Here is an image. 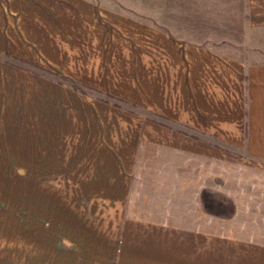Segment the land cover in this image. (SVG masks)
I'll return each instance as SVG.
<instances>
[{
	"label": "crops",
	"instance_id": "crops-1",
	"mask_svg": "<svg viewBox=\"0 0 264 264\" xmlns=\"http://www.w3.org/2000/svg\"><path fill=\"white\" fill-rule=\"evenodd\" d=\"M61 127L60 144L76 146L63 157L76 160V190L116 192L122 212L59 219L67 247L55 264L198 263V247L181 261L161 234L264 252V0H141L139 15L0 0V174L6 161L47 174L38 161L49 166ZM12 251V264H54L52 249Z\"/></svg>",
	"mask_w": 264,
	"mask_h": 264
},
{
	"label": "rangeland",
	"instance_id": "rangeland-1",
	"mask_svg": "<svg viewBox=\"0 0 264 264\" xmlns=\"http://www.w3.org/2000/svg\"><path fill=\"white\" fill-rule=\"evenodd\" d=\"M100 4L128 10L139 15L141 0H92ZM37 73L47 77L45 71L36 69ZM54 75V74H53ZM52 77V76H51ZM54 82H63L62 77H53ZM60 78V79H59ZM58 80V81H57ZM55 83V84H56ZM58 85V84H57ZM88 97L91 99H106L114 105H118L116 101L101 95L96 91L87 90ZM91 102V101H90ZM89 102V103H90ZM121 104V103H120ZM68 109H75L73 101L68 102ZM123 107L130 108L127 106ZM64 114L57 116L65 122L71 117ZM61 123L60 120L57 121ZM58 130V131H57ZM65 127L54 129V141L59 142L53 145V159L47 161L49 166L45 167V162L42 167H38V172L46 170L47 174L28 176L25 174V169H12V162L6 161V174H0V264H12L14 257L12 249L20 247L21 259H28V249L31 248L33 253H39L42 249H52L50 259H58V249L67 247L66 242L60 240L58 226L59 219H120L122 207L117 206V193L110 192H94V191H77V166L76 160H66V150L69 147V152L76 150L74 144H60L62 134ZM63 149L65 152H63ZM20 159L25 158L22 153ZM86 161L85 163L87 164ZM92 162V161H90ZM71 164L72 167H68ZM18 170H17V169ZM17 170L21 175L8 174ZM92 169H90L91 171ZM82 181L83 183H86ZM90 177L88 179V182ZM83 187V186H79ZM111 194V196H109ZM20 219V220H17ZM28 219H33L31 227H29ZM51 219L47 225L49 232L53 234L49 239L42 236L40 228L44 226V220ZM20 224H19V223ZM57 222H59L57 224ZM60 225V224H59ZM76 225V224H75ZM81 226V225H80ZM20 230V234L14 239L13 231ZM32 232L33 236H29ZM37 235V236H35ZM19 237V239H18ZM159 246L171 248L175 252V257L181 261L186 260L192 262L195 255V247L197 249V264H264V252L259 250H248L245 245H237L235 241L222 240L214 237L212 240H197L187 242L183 239H178L174 235H159L157 236ZM239 246V247H238ZM58 253H57V252ZM180 254V255H178ZM178 255V256H177ZM57 263V262H56Z\"/></svg>",
	"mask_w": 264,
	"mask_h": 264
},
{
	"label": "trees",
	"instance_id": "trees-1",
	"mask_svg": "<svg viewBox=\"0 0 264 264\" xmlns=\"http://www.w3.org/2000/svg\"><path fill=\"white\" fill-rule=\"evenodd\" d=\"M71 82V81H70ZM71 87L78 92L84 93L83 89L78 87L77 85H74L73 83H71Z\"/></svg>",
	"mask_w": 264,
	"mask_h": 264
}]
</instances>
